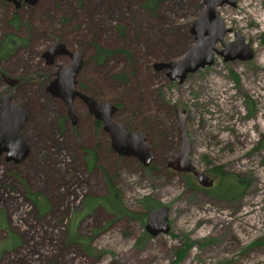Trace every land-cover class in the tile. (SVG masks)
I'll return each instance as SVG.
<instances>
[{"label": "rangeland", "instance_id": "1", "mask_svg": "<svg viewBox=\"0 0 264 264\" xmlns=\"http://www.w3.org/2000/svg\"><path fill=\"white\" fill-rule=\"evenodd\" d=\"M161 1L151 14L144 0H37L15 12L17 29L13 10L1 3L0 41L13 34L23 42L0 59V97L11 95L27 112L21 132L30 153L16 165L0 156V250L20 241L0 253V264H264V0L218 8L231 30L223 43L239 33L253 59L225 62L215 54L212 66L181 84L153 64L188 52L205 0ZM56 40L84 53L78 84L98 100L120 103L113 119L147 139L149 167L95 138L80 105L82 125L72 130L63 103L46 93L56 66L67 62L45 64L42 53ZM96 46L111 52L102 63L93 59ZM119 74L127 82L116 80ZM4 78L17 84L11 88ZM175 108L187 113L191 164L237 175L248 187L243 196L215 199L193 188H200L193 177L166 167L180 147ZM88 151L96 154L91 167ZM108 183L130 215L114 216L101 204ZM33 199L46 207L43 216ZM144 199L170 210L169 232L146 243L139 242ZM70 226L90 240V254L68 242Z\"/></svg>", "mask_w": 264, "mask_h": 264}, {"label": "water", "instance_id": "2", "mask_svg": "<svg viewBox=\"0 0 264 264\" xmlns=\"http://www.w3.org/2000/svg\"><path fill=\"white\" fill-rule=\"evenodd\" d=\"M5 1L12 3L16 10L21 5L32 7L37 3V0ZM236 4L237 0H205L204 9L190 28L194 43L189 47L188 52L175 61L154 63V71H164L169 82L178 81L181 84L188 75L212 66L215 54L223 57L225 62L235 60L246 62L253 59L252 47L244 41L239 33H235L233 42L223 43L224 37L231 33V30L224 26L219 17L218 8L224 5L235 7ZM218 44H222V49L217 48ZM60 57H68L70 63L56 66L54 77L46 87V93L51 98L62 101L71 125L76 124L73 102L75 98H79L95 120L101 122L104 132L109 137L110 147L114 154L120 157L134 158L144 167H149L153 162V156L144 135L129 131L122 124L113 120L118 110L114 104L99 103L76 90V77L83 65V54L70 52L60 40L54 41L42 53V58L47 66L53 65ZM5 81L11 88L17 84V81L11 79L6 78ZM175 115L178 122L177 132L180 147L177 154L167 162L166 167L176 173L191 175L201 188L210 189L214 186L213 179L205 172L195 168L190 161L191 146L185 129L186 110L176 108ZM27 119V112L13 103L11 95L0 97V156L4 155L6 162L20 164L30 153V148L21 132ZM169 213L170 210L166 206H158L148 211L144 230L149 237L154 238L169 232Z\"/></svg>", "mask_w": 264, "mask_h": 264}, {"label": "trees", "instance_id": "3", "mask_svg": "<svg viewBox=\"0 0 264 264\" xmlns=\"http://www.w3.org/2000/svg\"><path fill=\"white\" fill-rule=\"evenodd\" d=\"M81 1V0H79ZM162 1L161 0H144V3H142L141 7L146 10L147 12L151 14H155L156 10L160 7ZM1 5V2H0ZM13 27L17 29L18 26H21L20 22L18 21L17 14L15 13L14 18H13ZM23 41L16 37L13 34H5L1 41H0V59H6L10 55L14 53L16 48L22 43ZM111 54L110 51L100 48L96 46L93 59L96 60L98 63H102L105 58H107ZM116 80L121 81L122 83L127 82V77L124 74H119L115 77ZM117 107H121L122 105L120 103L115 104ZM176 109V108H175ZM174 109V112H175ZM60 126H62V121L59 123ZM121 124V123H120ZM124 126V125H123ZM125 127V126H124ZM128 130H135L133 127L126 126L125 127ZM147 141V139H146ZM148 144V141H147ZM263 146V145H262ZM95 155V157H94ZM96 159V154L95 152L91 153V156L89 157V161L95 162ZM93 163L91 165H93ZM90 165V164H89ZM90 165V167H91ZM209 175L214 181V186L210 189H203V188H198L196 185H193V188H196L200 192H202L205 195L212 196L215 199L221 200V201H234L237 198H240L245 194V191L248 189L247 185L244 184L243 180L240 179L237 175H232L229 174L223 169L216 167L210 172L206 173ZM188 177H193L191 175H187ZM194 178V177H193ZM108 195L103 199L101 204L108 210H110L114 216H128L130 215L127 210H125L122 207L121 203V196L120 193L112 186V183L108 184ZM33 204L36 206L37 210L40 212L41 216L44 215L46 212V207L44 204H39L33 199ZM142 207L146 210V215L148 211H150L153 208H156L158 206H161L160 204L151 202L148 199H144L141 201ZM4 222V219H1L0 217V227L2 223ZM68 229L69 230V235H68V242L72 244H76L82 249L90 254V240H86L84 238H79L76 232L73 230V228L70 226ZM76 230V229H75ZM151 237H149L145 230L142 233V236L139 240V242L146 243L147 241L150 240ZM20 241L12 240L11 242L4 243L1 246L0 253L7 252V251H13L16 249ZM190 248V247H189ZM188 248V249H189Z\"/></svg>", "mask_w": 264, "mask_h": 264}, {"label": "flooded vegetation", "instance_id": "4", "mask_svg": "<svg viewBox=\"0 0 264 264\" xmlns=\"http://www.w3.org/2000/svg\"><path fill=\"white\" fill-rule=\"evenodd\" d=\"M1 1V3L4 5V6H6L7 7V9L8 8H11L12 10H13V14H12V20L10 21V25H12V23H13V18H14V14H15V12L16 11H18L19 9H21L22 7H24V6H26V5H21V7L18 9V10H16L15 8H14V5L12 4V3H10V2H7V1H5V0H0ZM12 27H13V25H12ZM63 43V42H62ZM64 44V43H63ZM65 45V44H64ZM65 47H66V45H65ZM67 48V47H66ZM68 49V48H67ZM69 50V49H68ZM70 51V50H69ZM70 52H73V53H77V52H80V51H70ZM82 54H83V65H82V67H81V70H80V72H79V74L77 75V77L80 75V74H82V71H83V68H84V64H85V61H84V58H85V56H84V53L83 52H81ZM60 58H64V59H67V62L66 63H64L63 65H67L68 63H70V59L68 58V57H60ZM59 59V58H58ZM77 77H76V90L77 91H79V92H81V93H83V94H85L86 96H88V97H91V98H93V99H95L97 102H99V103H112V102H108V101H101V100H98V99H96V98H94L93 96H90L89 94H88V91H85L84 90V88H83V86L84 85H79L78 84V82H77ZM59 100V99H58ZM59 101H61V100H59ZM62 102V101H61ZM112 104H114V103H112ZM77 105H80L81 106V108H83L84 110H85V114H86V117L87 118H89V123H88V126H89V130H90V132H91V134L95 137V138H99V137H102V136H104V138H107V140H108V144L110 145V141H109V137H108V135L104 132V130H103V126H102V124H101V122H99V121H97V120H95V118L89 113V111L87 110V108H86V106L83 104V102L79 99V98H75V100H74V102H73V107H74V114H75V117H76V124L74 125V126H72L71 125V123H70V125H71V128H72V130H74V131H78V129L80 128V126L82 125L81 123H82V121L78 118L79 116L77 115ZM115 105V104H114ZM64 106V105H63ZM116 106V105H115ZM117 107V106H116ZM118 108V110H119V107H117ZM118 110H117V112H118ZM116 112V113H117ZM64 113H65V115H66V110H65V107H64ZM66 118H67V116H66ZM68 120V119H67ZM114 120V119H113ZM69 121V120H68ZM115 121V120H114ZM70 122V121H69ZM117 122V121H116ZM119 123V122H118ZM128 130V129H127ZM129 131H132V130H129ZM132 132H134V131H132ZM136 133V132H135ZM111 148V147H110ZM91 153H93V151H88V152H86L85 154L86 155H88V157H90L91 156ZM94 157H95V155H94ZM5 158V157H4ZM95 162H96V159H95ZM94 162V163H95ZM93 162H91V161H89V164L91 165ZM94 163H93V165H94ZM93 165H91V166H93ZM109 184V183H108ZM108 184H107V186H108ZM108 193H109V191L107 192V195H108ZM105 198V197H104Z\"/></svg>", "mask_w": 264, "mask_h": 264}]
</instances>
